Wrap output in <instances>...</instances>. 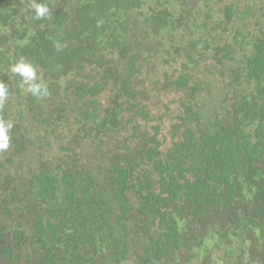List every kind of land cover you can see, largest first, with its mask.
Instances as JSON below:
<instances>
[{"label": "trees", "instance_id": "1", "mask_svg": "<svg viewBox=\"0 0 264 264\" xmlns=\"http://www.w3.org/2000/svg\"><path fill=\"white\" fill-rule=\"evenodd\" d=\"M37 2L50 17L0 0V215L25 244H78L90 261L104 246L111 264L205 239L226 263L262 255L264 4ZM21 58L48 96L21 87Z\"/></svg>", "mask_w": 264, "mask_h": 264}, {"label": "flooded vegetation", "instance_id": "2", "mask_svg": "<svg viewBox=\"0 0 264 264\" xmlns=\"http://www.w3.org/2000/svg\"><path fill=\"white\" fill-rule=\"evenodd\" d=\"M252 2L253 0H249ZM264 4V0H258ZM264 8V6H263ZM264 23L261 24V26ZM261 26H259L261 28ZM258 27H249L247 29L248 34L252 33L257 35L259 32ZM259 34V33H258ZM247 46H245L246 48ZM250 50L254 48L249 46ZM0 264H111V253L110 249L103 246L101 254L95 257V260H89V255L86 254L78 244H74L75 247H70L62 244L63 247L61 251L57 252V249L46 248V250L41 249L39 243H29L26 239V243L23 240V235L21 233H16V226L13 221L10 220L9 216L0 215ZM22 231V229H21ZM20 238L19 244H17V239ZM130 245L136 239L135 234L132 233L129 236ZM207 241V242H206ZM210 242V241H209ZM163 243L167 244L164 240ZM207 244L209 249V254L205 257V253L201 252L205 250L204 245ZM57 247H59L57 245ZM208 245V240L203 241L194 240L193 244L182 247L181 249H176L174 247L165 248L164 245L159 247V252L155 255L159 256V261H154V263H145L142 258L138 257L137 253L133 251V246L130 250L132 251L125 260L121 261L119 264H264V252L263 255H253L245 254L240 259L234 262L229 260L226 263L222 260L221 256H216V247L212 245L210 248ZM227 249L223 250L224 252ZM264 251V250H263ZM247 253V252H246ZM110 254V255H109ZM145 258V257H144ZM229 259V257H226ZM81 262V263H79Z\"/></svg>", "mask_w": 264, "mask_h": 264}, {"label": "clouds", "instance_id": "3", "mask_svg": "<svg viewBox=\"0 0 264 264\" xmlns=\"http://www.w3.org/2000/svg\"><path fill=\"white\" fill-rule=\"evenodd\" d=\"M31 9L34 11L36 19H44L51 16V9L46 3L31 0ZM11 72L18 74L22 78L21 87L26 86V91L37 99H42L49 95L47 85L43 82H37L36 67L21 58L19 62L11 66ZM8 84L0 81V106H3L8 99ZM13 128L11 121H6L0 118V151H6L10 147V130Z\"/></svg>", "mask_w": 264, "mask_h": 264}, {"label": "rangeland", "instance_id": "4", "mask_svg": "<svg viewBox=\"0 0 264 264\" xmlns=\"http://www.w3.org/2000/svg\"><path fill=\"white\" fill-rule=\"evenodd\" d=\"M168 98H169L168 95H165L163 93L161 104H163V105L166 104L167 101L169 100ZM222 255H223V250L220 248L216 249V256H222Z\"/></svg>", "mask_w": 264, "mask_h": 264}]
</instances>
